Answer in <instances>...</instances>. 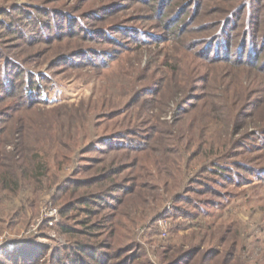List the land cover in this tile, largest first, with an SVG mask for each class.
I'll return each instance as SVG.
<instances>
[{"label": "rangeland", "instance_id": "1", "mask_svg": "<svg viewBox=\"0 0 264 264\" xmlns=\"http://www.w3.org/2000/svg\"><path fill=\"white\" fill-rule=\"evenodd\" d=\"M198 1L0 0V264H60L101 241L88 255L108 264L192 248L182 264H264V73L251 50L237 64L264 0ZM225 9L240 15L236 55L219 42L209 56L192 43L221 32ZM104 192L111 208L85 204Z\"/></svg>", "mask_w": 264, "mask_h": 264}, {"label": "trees", "instance_id": "2", "mask_svg": "<svg viewBox=\"0 0 264 264\" xmlns=\"http://www.w3.org/2000/svg\"><path fill=\"white\" fill-rule=\"evenodd\" d=\"M202 0H200V1H198V3H196V5H198V6H200V7H202V5H203V3L201 2ZM197 2V1H196ZM195 5V4H194ZM241 7V6H240ZM240 7H238L239 8V13H240ZM157 10H155V12H156ZM187 12V11H186ZM185 12V13H186ZM184 13V14H185ZM238 13V14H239ZM221 14H224V17H223V19L222 20H224V21H219L218 22V25H220V26H223V28L221 29V32L220 33H218V34H215L213 37H211V38H208V39H206V41H205V44L203 45L199 40H197V41H195V42H193L192 43V46H197V45H199L200 44V46H202L203 48H204V46H205V50H206V52H209L210 51V49H211V47L212 46H218L220 49L221 48H223V46L224 45H222V44H220L219 42H223V43H226V45L224 46V48H223V51H224V54H225V57H227V56H232V55H236V53H232L231 51H232V47H233V45H229V43L231 42V41H229L230 40V33H226V30H227V28H228V26H230L231 25V23L234 21V17H237L238 16V14L237 15H234V12L232 13V9L229 11V10H227L226 11V9H225V11L223 10V13H221ZM229 15V18L227 19V16ZM260 15L261 14H258L257 16H256V18H254V20L252 21V25L254 26V29H256L260 24H261V21H260ZM240 17V15L237 17V18H239ZM198 19H199V14H198ZM226 19V20H225ZM262 19V18H261ZM264 19V18H263ZM162 20V19H161ZM207 21V20H206ZM181 21H179V22H177V23H180ZM205 22V21H204ZM177 23H176V25H177ZM210 23V24H209ZM207 25H205L204 27H208V26H211L212 24H211V22H209ZM216 25H217V23H216ZM164 27H166V24H164L163 25ZM227 26V27H226ZM194 30H196L195 32L198 34L200 31H199V27H196ZM257 30V29H256ZM172 31H173V29H172ZM259 31V30H258ZM191 32V31H190ZM254 32V31H253ZM182 34V29H181V31L179 30V32H177L175 35H181ZM260 34V35H259ZM220 39H223V41H221ZM217 40H219V41H217ZM251 41V42H250ZM250 41L249 40H247V41H245L242 45H241V47H240V45H239V48H240V50L243 52L244 51V55L241 57V56H239L238 55V57H239V61L237 60V64H241L242 62H243V60H244V58H245V55H246V53L248 52V50H251L252 52H251V54L253 55V57L251 56V57H249V58H247V60H246V64H252V66H253V68H254V70L255 71H260L261 70V72L262 73H264V68L263 67H261L260 68V66H259V64H261V57H258V58H256V53L255 52H261V53H264V30H260L259 31V33H258V35H255L254 33H252V35L250 36ZM260 42V43H259ZM215 44V45H214ZM231 44V43H230ZM227 47H229L228 48V50H227ZM242 48V49H241ZM193 50H195V48H193ZM239 51V50H238ZM211 52V51H210ZM209 52V53H210ZM254 52V53H253ZM238 54H239V52H238ZM211 55V53L209 54V56ZM217 56H219V54L217 55ZM217 58H219V57H217ZM232 58H234V57H232ZM230 62V61H229ZM240 62V63H239ZM13 63V62H12ZM7 64V63H6ZM5 64V65H6ZM9 66H10V64H9ZM8 66V67H9ZM9 69H11V71L13 72V73H15L16 72V68H14V67H10ZM4 78V77H3ZM38 82V81H37ZM31 84V88H30V90H28V92H27V89L29 88V87H27V89H25V94H27V95H29L30 97H32V98H36V96H39V98H40V96L42 97V95H40V92H39V90H41V87H40V85H39V83H34V82H31L30 83ZM258 92H260V91H258ZM255 100H257V99H255ZM44 101V100H43ZM255 102V101H254ZM146 132V131H145ZM264 133V125L262 126V127H260V129H258V133ZM138 136H141V140L143 141V143L144 144H146V145H148V143H149V141H151V138L150 137H148V136H151V135H149V133L148 134H146V135H144V133H142V134H138ZM146 142V143H145ZM170 149V151H172L173 152V154H176L177 153V147L176 146H170L169 148H168V150ZM229 154V153H228ZM226 154H224V156H225ZM223 157V156H222ZM218 161L217 162H213L214 163V165L216 166H214L215 168H218L216 171H215V173H214V175H218V176H222L223 177V175L225 174V171H228L229 172V170H228V168H226L227 166H229L230 164L229 163H227V164H220V162L221 161H219L220 159H217ZM212 164V163H211ZM238 166H243V165H238ZM239 168H241V167H239ZM110 172V170L109 171H103L102 173H106V174H102V176H100L99 177V179H101V178H104L103 176H105V175H107V173H109ZM219 173V174H218ZM94 179H96V178H94ZM239 186V185H238ZM110 192V191H109ZM114 192H122V193H125L126 195H131V194H134L135 193V187L134 186H131V185H126V186H121L119 189H116ZM212 193H214L213 191H212ZM108 194H110V193H106V192H104V193H101V194H95V195H88L87 197H83V199H84V201H86V205H94V206H96L97 208H100V207H102V205H105V207L106 208H111L109 205H107L106 204V202H105V199L108 197ZM183 200H181L180 202H182ZM185 201H187V199L185 200ZM184 201V202H185ZM190 202V201H189ZM191 204H192V206L194 207V208H197L198 206L194 203V202H190ZM209 204V203H208ZM89 210V208H86V209H82V212H87ZM206 210V209H205ZM206 213V214H205ZM199 214L201 215V214H205V215H207L208 213L206 212V211H204V209H200L199 210ZM187 217H191V215H189V214H187ZM192 218H196V215H192ZM110 220V219H109ZM102 222L103 223H106V222H108L107 220H103V219H100V221L97 223V225H94V226H100L101 224H102ZM111 222V221H110ZM198 226V224L196 223V227ZM66 228H68V227H66ZM64 232L65 233H71L72 232V230H71V228H69V229H64ZM102 244H104V241H101L100 243H98L97 245H95V244H92V243H86V244H84V242H75V245H76V249H77V253L75 254V255H73V256H71L70 254H69V256L67 257V261L66 262H61L60 264H85L84 263V261H83V259H82V256L84 255L86 258H90V259H92L96 264H108V263H102L101 262V259H102V255H100V254H97V256H93V257H91L90 255H88L89 253H88V249H90V251H93V250H95L94 252H97L101 247H100V245H102ZM199 251V249H196V248H192V249H190L189 251H185V252H183V253H181V254H179L178 255V259H177V262H173V263H175V264H182L183 262V260H186V259H190V257H194V256H196L197 255V252ZM210 253V251H208L207 252V254H205V257H206V255L208 256V254ZM181 255H183V256H181ZM110 257L112 258V256L110 255ZM176 261V260H175ZM58 264H59V262H58ZM114 264H116V263H114ZM120 264V263H119ZM225 264H232L231 263V261H229V262H227V263H225ZM241 264H244L243 262L241 263Z\"/></svg>", "mask_w": 264, "mask_h": 264}, {"label": "built area", "instance_id": "3", "mask_svg": "<svg viewBox=\"0 0 264 264\" xmlns=\"http://www.w3.org/2000/svg\"><path fill=\"white\" fill-rule=\"evenodd\" d=\"M162 222V221H161ZM161 222H160V225H161Z\"/></svg>", "mask_w": 264, "mask_h": 264}]
</instances>
